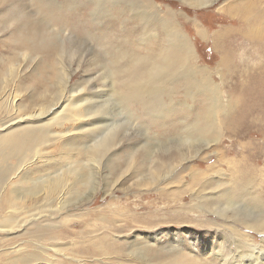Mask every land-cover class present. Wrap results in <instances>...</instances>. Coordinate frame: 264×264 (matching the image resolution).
Wrapping results in <instances>:
<instances>
[{
  "label": "rangeland",
  "instance_id": "obj_1",
  "mask_svg": "<svg viewBox=\"0 0 264 264\" xmlns=\"http://www.w3.org/2000/svg\"><path fill=\"white\" fill-rule=\"evenodd\" d=\"M149 9L151 23L173 19L193 48L187 66L202 72L157 69L166 39L160 31L149 37L140 18ZM257 15L264 18V0H215L203 8L182 0H0V78L11 63L17 69L13 94L2 101L26 107L17 116L35 111L32 102L50 105L59 67L70 75L67 86L86 94L90 112L106 120L76 148L104 129L114 137L108 152L91 151L95 162L59 142L44 148L49 158L31 181L86 166L82 173L94 185L79 183L63 207L25 201L18 208L30 215L21 209L11 217L5 213L15 202L4 194L0 252L20 249L9 257L25 261L52 255L54 246L79 251L72 258L86 264H188L178 254L196 250L203 264L243 254L264 264V25L253 24ZM138 60L145 64L129 82ZM126 84L150 96L145 110L122 103ZM6 116L0 108V120ZM52 126L51 133L61 130ZM104 235L113 245L107 257L94 252Z\"/></svg>",
  "mask_w": 264,
  "mask_h": 264
},
{
  "label": "bare ground",
  "instance_id": "obj_2",
  "mask_svg": "<svg viewBox=\"0 0 264 264\" xmlns=\"http://www.w3.org/2000/svg\"><path fill=\"white\" fill-rule=\"evenodd\" d=\"M214 1L215 0H193V2L188 3V1L182 0V2L189 4V6H197L201 8L212 5ZM147 6L149 8L152 5L147 4ZM147 12L140 14V18L142 21H144L146 28L149 30V37L156 36V32L160 31L163 34L164 39H166L164 40V47L158 57L160 59V62L157 66L158 68H156L160 69L161 72L171 76H173L176 69H181L182 71H180L179 74L186 75V77L202 72L201 70L193 71L189 68V66H187V63L191 61L194 56L193 48L189 45L187 38L184 35H181L175 28L176 23L173 21V19L171 22L156 19L151 23V20L149 19L152 18L154 13L151 11V9L147 10ZM251 19L253 24L258 25L259 23V25H264V18L262 16H253ZM196 32L200 37L205 33L203 29L199 28V26H196ZM126 52L127 51L125 50H117V54L122 57L121 59L126 57ZM139 61L140 60H138L137 63ZM137 63L132 69L131 73L128 75L129 82H134L136 74L141 71L140 66H144L145 64L143 60H141L138 64ZM150 68V71L156 69L154 66H151ZM143 69H145V67H143ZM124 72H126V70ZM16 73V66L15 64L11 63L7 66L5 72L2 73L0 78V108L1 111L5 112L7 115L5 120H0V200L4 194H10L13 196V200L15 202L13 206L14 208L10 209V212L5 213L8 215V217H11V215L17 216L13 215V213H22L23 210V214L30 215L31 211H28L24 208H18L19 205L25 201L37 204L36 207L40 205L39 203H47L45 205L49 206L54 202H58V205L63 207L65 200L67 201L71 196L75 197L78 194L76 186L79 183L84 189L88 188L89 184H92V186L94 185L93 180L89 179L90 174H87L88 176L86 177V175L82 173V170L86 169V166H83L80 169L68 167L64 169L63 172L61 171L52 178L46 179L48 176H45L43 178H38L31 181V175L34 174L35 170L43 168L44 163L47 162L49 158L48 155L44 153V148H48L50 145H54L59 142L61 143L60 146L64 147L63 149L68 148L71 151L76 152L75 156L85 155L89 158V160L95 162V157L91 155V151L93 150L94 154L99 153L101 150H106V152H108L114 141L112 129H104L100 131V134L107 131L105 135L98 136L96 140L87 146L82 145V147H80L81 150L76 148L78 141H81V144L84 143L86 145L85 139L91 137L93 133L99 130L101 128L99 126L104 124L106 120H104L103 123V118L101 116L90 112V107L87 108L86 106L88 101L85 97L86 94H80V92L75 91L74 87L69 85L67 86L68 81L70 80V75H68L64 69L60 70L59 67L56 69V82L53 85L54 90L49 101L51 104L44 106L32 102L33 107L36 108L35 111L29 114L17 116V112L21 109V106H17L14 103L13 98L10 99L9 104L4 103V98L8 97L7 100H9L13 94V91L9 90V87H13L15 85ZM148 73L149 76L150 72ZM180 78L183 79L184 76ZM183 82L186 84L187 81L183 80ZM191 84L194 86H200L201 84L206 86V83H201L200 81L197 82L195 80L192 81ZM199 86L198 88H200ZM124 88L125 93L121 97V101H123L122 103L127 104L129 102H134L139 104L142 107V110H145L146 103L150 99V96L144 92V89L142 87L127 84L124 86ZM202 90L205 91L203 94L208 92H206L204 88ZM207 94H204V96H208L206 99L211 101V96ZM211 103H213V100ZM62 105V109L58 112H55ZM66 105H68L69 108H67L68 106ZM22 108L23 109H21V111L25 112L26 107L22 106ZM204 119L206 120L208 117ZM53 122V126H57V128L61 129L59 132H50L49 128L52 126ZM10 160H13L14 163L11 164L9 162ZM3 164H5V166H2ZM27 185L29 187H25ZM90 189V193H92L94 191V187H91ZM107 189H109V186ZM109 191L110 189L104 192ZM40 208L41 207L36 209ZM9 220L10 219H5L3 221L6 223ZM32 224L33 223H31V225ZM44 237V234H40L38 239ZM49 239L51 238H48V240ZM109 241L110 237L108 235H104L99 238L96 242L98 246H95L96 249L94 252L99 256L107 257V255L113 251V249H109L113 248V245ZM176 248L177 246H173L168 252L171 253ZM49 249L52 251V255L44 254L43 258H39L37 255H35L29 260H26L27 258L25 257V261H23L24 259L21 260L22 255H20L18 258L15 257L12 259L9 257L12 256L11 254H19L20 249L15 251L14 248L7 251L3 250L0 252V259L2 258L0 264H86L82 260L72 258V256L74 257L79 253V251L70 250L69 252L61 253L54 246H50ZM27 254L30 253H26V255ZM254 256L255 255L253 254H243L242 256L237 257L235 260L233 258L228 259L225 256H219L217 257V264H226V262L230 261L231 264H252L253 262L261 264L259 263V259H257V257L255 259ZM201 257L196 253V250L193 254L188 253L186 256L183 254L182 256L181 254H178L177 256L178 259H187L188 264H203V258ZM172 264L181 263L176 261Z\"/></svg>",
  "mask_w": 264,
  "mask_h": 264
}]
</instances>
